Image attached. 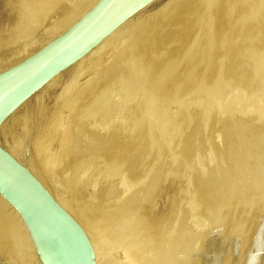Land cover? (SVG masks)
<instances>
[{"label":"rangeland","instance_id":"obj_1","mask_svg":"<svg viewBox=\"0 0 264 264\" xmlns=\"http://www.w3.org/2000/svg\"><path fill=\"white\" fill-rule=\"evenodd\" d=\"M93 1L0 0V73ZM126 20L14 109L0 146L94 237L96 264H250L264 221V0H153ZM1 203V259L43 264ZM244 224L251 243L227 251ZM214 235L227 242L216 253Z\"/></svg>","mask_w":264,"mask_h":264},{"label":"water","instance_id":"obj_2","mask_svg":"<svg viewBox=\"0 0 264 264\" xmlns=\"http://www.w3.org/2000/svg\"><path fill=\"white\" fill-rule=\"evenodd\" d=\"M153 0H99L41 50L0 73V121L116 26ZM0 195L55 249L60 264H96L81 225L30 170L0 146Z\"/></svg>","mask_w":264,"mask_h":264},{"label":"bare ground","instance_id":"obj_3","mask_svg":"<svg viewBox=\"0 0 264 264\" xmlns=\"http://www.w3.org/2000/svg\"><path fill=\"white\" fill-rule=\"evenodd\" d=\"M99 0H94L93 2H91V4H89L88 5V7H86V9L84 10V11H82V12H80L79 11V14H77L76 12H75V16L73 15L72 17V19H71V21L69 22V24H67L66 26H65V28L62 30V32L61 33H59V35L58 36H61L63 33H65L68 29H70L78 20H80L97 2H98ZM189 1V0H188ZM187 2V1H186ZM186 4V3H185ZM165 6V5H164ZM186 6V5H185ZM193 6V5H192ZM192 8V7H191ZM78 10V9H77ZM140 10V9H139ZM179 10H181L180 8H179ZM189 10H191V9H189ZM185 11V10H184ZM136 13V12H135ZM183 13V12H182ZM179 15V14H178ZM179 17V16H178ZM181 19V18H180ZM183 19V18H182ZM67 20V19H66ZM68 20H70V19H68ZM126 20V19H125ZM124 20V21H125ZM126 21H129V20H126ZM184 21V20H183ZM128 22H126V23H123L124 25H121L122 23H120L119 25H121L120 27L118 26V28H117V26L108 34V35H106L105 37H111V36H113V35H115L121 28H123L124 26H126V25H128L127 24ZM184 23V22H183ZM125 28V27H124ZM119 33V32H118ZM177 33V32H176ZM171 35V34H170ZM176 36V35H175ZM179 36V35H178ZM104 37V38H105ZM107 37V38H108ZM102 40V39H101ZM100 40V41H101ZM107 40V39H106ZM99 41V42H100ZM98 42V43H99ZM98 43H96L93 47H95ZM103 43H104V41H103ZM102 43V44H103ZM92 47V48H93ZM97 47V46H96ZM91 48V49H92ZM90 49V50H91ZM89 50V51H90ZM96 50V49H95ZM102 50V49H101ZM88 51V52H89ZM87 52V53H88ZM33 53V52H32ZM32 55V54H31ZM85 55V54H84ZM84 55H82V56H84ZM28 57H29V55H27ZM81 56V57H82ZM27 57V58H28ZM80 57V58H81ZM27 58H25V59H27ZM79 58V59H80ZM24 59V60H25ZM23 59H22V61H24ZM78 60V59H77ZM76 60V61H77ZM75 61V62H76ZM21 62V60L20 61H17V62H15L14 64H12L10 67H8L7 69H9V68H11V67H13V66H15V65H17V64H19ZM74 62V63H75ZM80 62H81V60H80ZM79 62V63H80ZM74 63H72V64H74ZM71 64V65H72ZM69 67V66H68ZM6 69V70H7ZM65 70V69H64ZM5 71V70H4ZM62 72V71H61ZM54 78V77H53ZM52 78V79H53ZM55 78H56V76H55ZM51 79V80H52ZM51 80H49V81H51ZM54 80V79H53ZM48 81V82H49ZM47 82V83H48ZM53 82V81H52ZM46 83V84H47ZM45 84V85H46ZM44 87V86H43ZM38 91V90H37ZM23 103V102H22ZM17 108V107H16ZM15 108V109H16ZM13 111V110H12ZM11 111V112H12ZM10 112V113H11ZM10 113H8L1 121H0V123L10 114ZM17 151V150H16ZM11 153V155L17 160V161H19L20 163H22L23 164V162L21 161V159H20V157H19V154H17L16 152V154L12 151V152H10ZM25 164V163H24ZM26 167V166H25ZM31 172V171H30ZM35 178H36V176L34 175V174H32ZM37 179V178H36ZM38 180V179H37ZM41 184H42V182L40 181V180H38ZM45 187V186H44ZM208 188H210V187H208ZM45 189H47V191H48V188H46L45 187ZM49 192V191H48ZM50 193V192H49ZM51 194V193H50ZM52 195V194H51ZM224 196H225V194H224ZM52 197H53V195H52ZM57 202H58V204L61 206L62 204L60 203V199H56V197H53ZM226 198V197H225ZM228 198V197H227ZM224 199V198H223ZM60 200V201H59ZM0 201L2 202H0L1 204H3V202L4 203H6V205H8V206H10V208H13L7 201H5L4 199H3V197L0 195ZM218 202V201H217ZM225 202V201H224ZM209 203V202H208ZM211 203V202H210ZM3 206V205H2ZM7 206V207H8ZM61 207H63V206H61ZM65 207V206H64ZM6 210H8V209H6ZM14 210V208L12 209V211ZM129 210H130V208H129ZM9 211H11V209L9 210ZM67 211V210H66ZM247 211H249V210H247ZM246 211V212H247ZM251 211V210H250ZM263 211V212H262ZM261 212V214L263 215V213H264V209L262 210ZM16 214H17V216H18V219L17 220H20L21 221V227H23L22 229L23 230H25V232H26V234H27V236H26V242H24V240L23 239H21L20 238V240H23L22 242H23V245H25L24 243H29L32 247H33V249L35 248H37V253H39V259H41L42 261L41 262H43V264H60L59 263V260H58V258H57V256H56V252H55V249L52 247V245L47 241V239L46 238H44V237H42L37 231H35L32 227H30V225L28 224V222L26 221V220H24L19 214H18V212H16V210L14 211ZM69 212V211H68ZM231 212H229V214H230ZM233 213V212H232ZM8 214H10V213H8ZM12 214V213H11ZM16 214H14V215H16ZM223 214V213H222ZM250 214V213H249ZM226 215V214H225ZM240 215H241V213H240ZM10 216V215H9ZM230 216V215H229ZM242 216V215H241ZM244 216V215H243ZM11 217V216H10ZM13 218H14V216H12ZM227 217H228V215H227ZM252 217V216H251ZM17 218V217H16ZM15 218V219H16ZM261 216H260V220L259 221H261ZM264 218V217H263ZM14 219V220H15ZM76 219V218H75ZM219 219V218H218ZM246 219V218H245ZM249 220V219H248ZM77 221V220H76ZM215 221H217V218H215V220H214V222L213 223H211V224H214V225H216V223H215ZM222 221V223L223 222H225V220H221ZM244 221H246V220H243V222L242 223H240L239 225H241V224H243L244 223ZM252 221V220H251ZM18 222V224H20V222L19 221H17ZM218 223L220 222V220L219 221H217ZM256 222H258V220L256 221ZM79 223V222H78ZM217 223V224H218ZM221 223V222H220ZM250 223V222H249ZM255 223V222H254ZM17 224V223H16ZM224 224V223H223ZM222 224V225H223ZM258 224V223H257ZM213 225V226H214ZM220 226H222L221 224H219ZM215 226V228L217 229V231H218V229H221V230H223L222 228H219L220 226ZM235 225V224H234ZM238 225V226H239ZM245 225L247 226V224H244V225H242V226H240V227H238V228H236L235 226H233V227H235V232H234V235H233V239H230L231 237H226V239L227 238H229V240H230V243H227L228 242V239H227V245L224 247V246H222V244L223 243H225L224 241L225 240H220V239H218L219 237H217L216 235H214L215 237H217V238H214V241L216 242V239H217V242L215 243V242H213V240H211L210 242H213V244L214 245H210V246H207V247H205L206 249L208 248V247H210V248H212L213 246H214V248H215V245L217 246V245H219V247L220 246H222V248L224 247V248H226L227 249V251H228V249H230V250H232V252H233V250H235V251H238L239 252V250H241V248L243 249L246 245H247V242H250V240H251V238L253 239V237H254V229H253V227L252 228H248V229H245L246 227H245ZM259 225V224H258ZM257 225V226H258ZM16 226H18V225H16ZM20 226V225H19ZM18 226V227H19ZM212 225H210V227H211ZM237 226V225H236ZM256 226V227H257ZM83 229H84V231H85V233H86V235L88 236V239H89V241H90V243H91V245H92V248H93V250H94V254H97L96 253V248H98V247H96L97 245H98V243H96L97 245H95L94 243H93V241H91V238L93 237H90L89 235H91V234H89L87 231L88 230H86L83 226H81ZM223 228L224 227H226L225 225H223L222 226ZM255 227V228H256ZM212 228V227H211ZM214 227L212 228V229H214V230H216ZM212 229H210L209 230V232L212 230ZM228 229V228H227ZM18 230V229H17ZM21 230V229H20ZM216 231V234L218 233ZM225 231H227V230H225ZM233 231V230H232ZM21 232V231H20ZM20 232H18V236H19V233ZM90 232V231H89ZM213 232V231H212ZM212 232H210V233H212ZM223 231H221V233H222ZM231 232V231H230ZM229 231H228V233H230ZM224 233H226V232H224ZM227 233V235L228 236H230V234H228ZM257 233V232H256ZM22 234V232L20 233V236H22L21 235ZM33 234V235H32ZM93 234V233H92ZM207 234H209V233H207ZM213 234H215V232H213ZM232 234H233V232H232ZM231 234V235H232ZM217 235H221L220 233H218ZM222 235H224V234H222ZM221 235V236H222ZM249 235H251V238H249ZM210 235H208L207 237H209ZM257 236H259V241H257V239H258V237H257V239H256V242H255V244L253 243L252 245H253V247L251 248L252 249V253L253 254H249V255H252V258H251V261H250V264H264V221L262 222V224H261V226H260V230L258 231V235ZM22 237H24V236H22ZM224 236L223 237H221L222 239H224L225 238ZM94 238V237H93ZM213 238V237H212ZM24 239H25V237H24ZM96 239V238H95ZM95 239H92V240H94L95 241ZM209 239V238H208ZM211 239V238H210ZM209 239V240H210ZM205 240H206V238H205ZM222 241H223V243H222ZM20 242V241H19ZM22 242H20V244L22 243ZM17 243H18V241H17ZM207 243H209V241L208 242H206L205 244H207ZM225 243V244H226ZM251 243V242H250ZM210 244V243H209ZM208 244V245H209ZM20 246H22V245H20ZM26 246V245H25ZM25 246H22V247H25ZM29 247L30 249H31V252H33L32 253V255L31 256H33L34 255V251L32 250V247ZM250 246V245H249ZM2 247V246H1ZM17 247H18V245H17ZM21 247V248H22ZM96 247V248H95ZM213 248V249H214ZM221 247L218 249H214L213 250V252L216 250L217 252H218V250H221L222 249ZM2 249V248H1ZM19 249V247L16 249V251ZM28 249V248H27ZM205 249V250H206ZM249 248L247 247V250H248ZM3 250V249H2ZM158 250H160V249H158ZM209 250L210 249H208V251H207V253L209 254ZM246 250V251H247ZM19 251V253L21 252V253H23L22 251H24V252H26L25 250H21L20 251V249L18 250ZM17 251V252H18ZM36 251V250H35ZM199 251V250H198ZM225 251V250H224ZM1 252V251H0ZM16 252V253H17ZM29 252V251H28ZM27 252V253H28ZM30 252V253H31ZM162 252V250L160 251V253ZM200 253L202 252V251H199ZM205 252V251H204ZM204 252H202L203 254H204ZM4 253V252H3ZM13 253V252H12ZM16 253H14V254H16ZM20 253V254H21ZM163 253V252H162ZM206 253V252H205ZM214 253H216V252H214ZM235 253V252H234ZM249 253V252H248ZM2 254V253H1ZM18 254V253H17ZM208 254H207V257H208ZM211 254H213L212 253V251H211ZM4 255H6V254H4ZM19 255V254H18ZM17 255V256H18ZM99 255V254H98ZM166 254H163V255H161V256H165ZM198 255V254H197ZM196 255V256H197ZM13 256V255H12ZM15 256V255H14ZM22 256V255H21ZM28 256H30L29 255V253H28ZM37 255H35V257H36ZM97 256V255H96ZM156 256V255H155ZM198 256H200V255H198ZM201 256H202V254H201ZM201 256H200V258L199 259H201ZM205 256H206V254H205ZM205 256H204V258H205ZM6 257V256H5ZM20 257V256H19ZM154 257V256H153ZM158 257H159V259H161V260H163L162 258H160V255L158 254ZM170 257V256H169ZM169 257H168V259H167V257H166V259L167 260H169ZM207 257H206V259H207ZM210 257V256H209ZM213 257V256H212ZM245 257V256H244ZM243 257V258H244ZM3 258V260L1 259V257H0V264H5V262H4V257H2ZM11 258H13V257H11ZM31 258V257H30ZM96 258V257H95ZM156 258V257H155ZM175 258V257H174ZM174 258L172 257V260H170V262H171V264H173L174 263ZM197 258V257H196ZM202 258H203V256H202ZM203 258V259H204ZM237 258V257H236ZM14 259V258H13ZM38 259V258H37ZM36 259V260H37ZM97 259H99V258H97ZM145 259V258H144ZM158 259V260H159ZM165 258H164V262H166L165 260H166ZM178 259V258H177ZM206 259H204V261L206 260ZM209 259V258H208ZM213 259H214V257H213ZM238 259V258H237ZM35 259H33V261H34ZM96 260V259H95ZM139 260V259H138ZM149 260V259H148ZM157 260V261H158ZM176 260V259H175ZM216 260H218L217 258H216ZM239 260H240V258H239ZM238 260V261H239ZM11 261V260H10ZM10 261H8V262H10ZM40 261V260H39ZM39 261H36V262H39ZM140 261V260H139ZM154 261V260H153ZM201 261H203L202 259H201ZM207 261V260H206ZM209 261V260H208ZM214 260H212V262H213ZM242 261V260H241ZM6 262H7V260H6ZM6 263V264H10V263ZM12 262L13 261H11V264H12ZM36 262H35V264H36ZM99 262V261H98ZM150 262H152V260L150 261ZM154 262H156V261H154ZM160 262V264H161V261H159ZM163 262V261H162ZM175 262H177V260L175 261ZM215 262V261H214ZM213 262V263H214ZM218 262V261H217ZM240 262V261H239ZM40 263V262H39ZM142 263H143V261H142ZM145 263V262H144ZM167 264L169 263V261H167L166 262ZM166 263H163V264H166ZM209 263V262H208ZM14 264V263H13ZM131 264V263H130ZM151 264H153V263H151ZM154 264H156V263H154ZM175 264V263H174ZM211 264V263H210ZM215 264H216V262H215ZM237 264H238V262H237ZM240 264H243L242 262H240Z\"/></svg>","mask_w":264,"mask_h":264}]
</instances>
